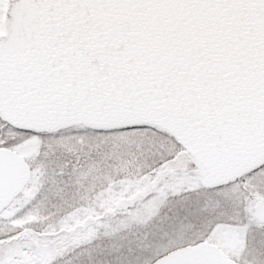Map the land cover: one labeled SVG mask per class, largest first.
I'll return each mask as SVG.
<instances>
[{"label": "snow or ice", "instance_id": "6c2138e0", "mask_svg": "<svg viewBox=\"0 0 264 264\" xmlns=\"http://www.w3.org/2000/svg\"><path fill=\"white\" fill-rule=\"evenodd\" d=\"M0 264H264V0H0Z\"/></svg>", "mask_w": 264, "mask_h": 264}]
</instances>
